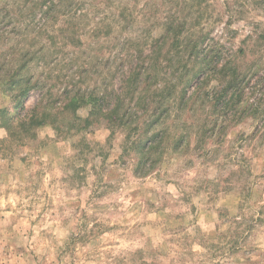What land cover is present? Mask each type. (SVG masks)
Listing matches in <instances>:
<instances>
[{"label": "rangeland", "instance_id": "374dc122", "mask_svg": "<svg viewBox=\"0 0 264 264\" xmlns=\"http://www.w3.org/2000/svg\"><path fill=\"white\" fill-rule=\"evenodd\" d=\"M14 1L0 0V79L17 84L0 87V264H264V0H62L44 25L9 22ZM165 25L236 68L225 110L218 74L196 78ZM39 103L45 125L8 127Z\"/></svg>", "mask_w": 264, "mask_h": 264}, {"label": "trees", "instance_id": "16d2710c", "mask_svg": "<svg viewBox=\"0 0 264 264\" xmlns=\"http://www.w3.org/2000/svg\"><path fill=\"white\" fill-rule=\"evenodd\" d=\"M63 3L64 2L62 0H38L34 3L33 0H15L14 2H10L7 4V8L10 7V9H8L9 11L3 9V13H5L4 17L8 18L9 22H16V20L12 18L13 16L12 14H10V11L24 13V10H26L31 18L39 14L42 18L41 25H44L50 19L51 14L54 13L55 9L61 7ZM189 32L193 33L194 31L187 30L183 31V33H179L178 31L172 29L170 26L165 25L163 33L160 35L159 38H161L160 40H164L166 37L171 38L173 44L180 46V52L187 55V59H193L194 61H196V63H198V67L194 72V76L196 78L204 76L206 73H208L209 70L210 72L213 71V73L218 74L219 78H217L216 81L219 82L218 84L220 90L217 94H215L213 100L216 106L220 105V108L222 110H225V108H227L232 103L231 97H234V95L236 94L243 93V88L240 86L238 79L235 75L236 68L233 66L228 67L226 66V64L221 63L219 65V62L215 61L216 57L213 54L212 50L208 47V45H205V41L208 37L203 35L202 33L191 37V33ZM157 47L158 46L153 47V49H151L153 50L151 51V53H154ZM12 82L13 81L10 80V78L0 79V87L2 88L5 85H10ZM16 86V83L11 84V87L14 89ZM24 92L25 91H21L20 94ZM40 101L42 102V98L40 99ZM93 101L95 102V105L90 114L93 116V118H95L99 112H102V108L100 106H97L99 105L98 99H94ZM85 103L87 102L84 101V97L78 94L73 95L67 99L62 110L68 112L69 110H71L74 113L77 108L82 105H85ZM23 108L24 107L22 106L21 102H16L13 106V111L16 109L23 110ZM5 110L6 109H3L1 110V112H5ZM111 111H113V109L106 111L105 115L109 117L113 114V112ZM49 114L50 111H47V108L39 103L35 108L27 112L26 115L18 117L16 118V120H14L13 117H10V123L8 127L14 128L13 123L15 121H17V125H19V127L26 126L27 128H34L43 126L46 124ZM72 118H74L72 122H76V118L74 117V115L72 116ZM116 120L117 116L114 115L112 123H114ZM82 123L84 125H78L77 130H83L91 124L89 119L83 120ZM153 139H155L154 136L151 137V139L149 138L147 140H149V142H153Z\"/></svg>", "mask_w": 264, "mask_h": 264}]
</instances>
